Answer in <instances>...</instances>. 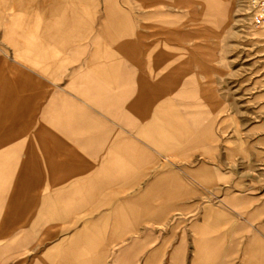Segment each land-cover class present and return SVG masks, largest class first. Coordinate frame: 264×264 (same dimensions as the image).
<instances>
[{"label": "crops", "instance_id": "1", "mask_svg": "<svg viewBox=\"0 0 264 264\" xmlns=\"http://www.w3.org/2000/svg\"><path fill=\"white\" fill-rule=\"evenodd\" d=\"M120 1L0 0V263L264 264V134Z\"/></svg>", "mask_w": 264, "mask_h": 264}, {"label": "rangeland", "instance_id": "2", "mask_svg": "<svg viewBox=\"0 0 264 264\" xmlns=\"http://www.w3.org/2000/svg\"><path fill=\"white\" fill-rule=\"evenodd\" d=\"M216 1L228 0H122L120 4L132 28H191L192 72L208 90L210 119L223 127L225 142L234 136L250 137L254 143L264 134V31L251 24L245 0H232L218 12ZM216 96L223 98L218 109ZM259 161L264 163V158ZM6 179L0 177V183H7Z\"/></svg>", "mask_w": 264, "mask_h": 264}, {"label": "built area", "instance_id": "3", "mask_svg": "<svg viewBox=\"0 0 264 264\" xmlns=\"http://www.w3.org/2000/svg\"><path fill=\"white\" fill-rule=\"evenodd\" d=\"M244 4L251 24L264 31V0H245Z\"/></svg>", "mask_w": 264, "mask_h": 264}, {"label": "bare ground", "instance_id": "4", "mask_svg": "<svg viewBox=\"0 0 264 264\" xmlns=\"http://www.w3.org/2000/svg\"><path fill=\"white\" fill-rule=\"evenodd\" d=\"M211 1V0H210ZM232 0H228L227 1V3L229 4L230 2H231ZM217 2V1H216ZM220 2L221 1H219V2H217V3H219L220 4ZM215 3V2H214ZM226 2H224V1H222V3L220 4V6H218V7H216V9H217V12H218V10H220L222 7H225L226 5H228ZM216 4V3H215ZM218 5V4H217ZM213 7H215L214 5H213ZM213 10H214V8H212ZM215 13V12H214ZM214 15H217V13L216 14H214ZM220 16V15H219ZM7 99L8 98H6V97H0V123H3V122H6L7 121V110H6V108H7ZM3 136H4V138H6L7 137V132L5 131V133H3L2 134ZM5 151H7V147L5 146V147H0V152H5ZM1 177V176H0Z\"/></svg>", "mask_w": 264, "mask_h": 264}]
</instances>
